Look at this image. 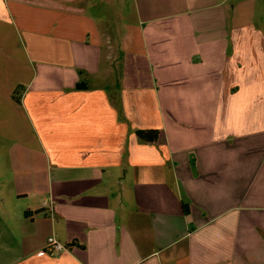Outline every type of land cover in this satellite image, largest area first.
I'll return each mask as SVG.
<instances>
[{
  "label": "crops",
  "instance_id": "crops-1",
  "mask_svg": "<svg viewBox=\"0 0 264 264\" xmlns=\"http://www.w3.org/2000/svg\"><path fill=\"white\" fill-rule=\"evenodd\" d=\"M0 54L34 138L0 154V264H264V0H0Z\"/></svg>",
  "mask_w": 264,
  "mask_h": 264
},
{
  "label": "rangeland",
  "instance_id": "rangeland-1",
  "mask_svg": "<svg viewBox=\"0 0 264 264\" xmlns=\"http://www.w3.org/2000/svg\"><path fill=\"white\" fill-rule=\"evenodd\" d=\"M3 34L6 35V31H3ZM6 37L11 41L7 42V45L15 46V45H21L20 40L16 36L9 37V35H6ZM3 38V37H1ZM18 54L12 55L16 60L14 61L16 64V67L19 65V61L17 62V58L21 59V57L24 55L22 54V51H18ZM10 55L7 54H0V154L1 156H8V149L9 146L13 144L14 138L20 139L23 142L25 141H31L34 142L33 136L29 132V128L27 124L22 119V116L20 114H15L12 116L11 119H9V114H6L5 112V104L2 103L1 99H5L7 94L9 93L8 89L5 88V83H8L10 81H16L19 79H22L23 74L27 71L25 69V65L23 70L16 69L15 66L12 65L13 70H9L10 62L11 60ZM22 64V60H20ZM24 62V60H23ZM12 127L13 131H9L7 128ZM12 123V124H11Z\"/></svg>",
  "mask_w": 264,
  "mask_h": 264
},
{
  "label": "trees",
  "instance_id": "trees-1",
  "mask_svg": "<svg viewBox=\"0 0 264 264\" xmlns=\"http://www.w3.org/2000/svg\"><path fill=\"white\" fill-rule=\"evenodd\" d=\"M161 132L156 129L137 130V137L145 143H156L160 138ZM187 205H185V208ZM77 243L69 244L68 247L75 246Z\"/></svg>",
  "mask_w": 264,
  "mask_h": 264
},
{
  "label": "built area",
  "instance_id": "built-area-1",
  "mask_svg": "<svg viewBox=\"0 0 264 264\" xmlns=\"http://www.w3.org/2000/svg\"><path fill=\"white\" fill-rule=\"evenodd\" d=\"M45 207L48 208L51 213L53 212V202H45ZM46 250L48 253H58L60 251H67L68 248L63 243L59 242L55 237H50Z\"/></svg>",
  "mask_w": 264,
  "mask_h": 264
}]
</instances>
